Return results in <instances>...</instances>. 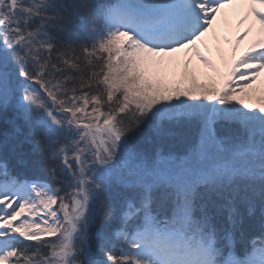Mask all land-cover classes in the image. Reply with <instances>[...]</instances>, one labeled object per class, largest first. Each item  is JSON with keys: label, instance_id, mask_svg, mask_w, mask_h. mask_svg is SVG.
<instances>
[{"label": "snow or ice", "instance_id": "6c2138e0", "mask_svg": "<svg viewBox=\"0 0 264 264\" xmlns=\"http://www.w3.org/2000/svg\"><path fill=\"white\" fill-rule=\"evenodd\" d=\"M237 4L235 45L257 36L222 86L170 80L185 50L216 70L200 45ZM261 72L264 0H0V114L43 174L0 155V264H264V232L235 247L238 205L264 229V96L236 98Z\"/></svg>", "mask_w": 264, "mask_h": 264}, {"label": "rangeland", "instance_id": "374dc122", "mask_svg": "<svg viewBox=\"0 0 264 264\" xmlns=\"http://www.w3.org/2000/svg\"><path fill=\"white\" fill-rule=\"evenodd\" d=\"M224 13H227L229 15V19L231 21L230 24L225 23L222 15H218L217 18V24L215 25V32H216V36L219 38V42L220 44L217 43V40L213 38L212 34H209L210 40L207 41V38L205 40V43L207 44V47H205L203 44L200 45L201 51L204 52L205 55H209L210 58L213 59V61H216L219 63H224V56L221 55L219 56L218 52H217V47L216 45H221L222 47L225 46L224 49H226V54L231 56L233 55V51L232 49L235 48V54L238 53H243L246 51V44H245V40L242 41L239 46L235 45V37L238 34L239 31H242L243 28H237V20L239 19L240 16H237L235 14H233L234 12H232L230 9L227 10H223ZM252 18L249 19V22H252ZM244 28H247V21L245 22V25L243 26ZM220 36L222 38H224V43L220 40ZM246 39V38H245ZM225 40L227 42H225ZM228 50V52H227ZM215 53L217 56H215ZM185 54V61L190 60L191 63L188 65L187 70L195 75L199 80L201 81H207L209 79H212V73H214L213 69H209L204 67L203 65L200 63V66H196V62H197V58L195 57V55L189 51V50H185L184 51ZM213 55V56H212ZM212 56V57H211ZM181 59L184 60V57L182 56ZM184 63L185 62H181L178 60V58H174V63L172 65V71L173 74L169 77L170 80L172 79H176L178 78L180 75H183L182 70L184 68ZM211 70L212 73H209L208 71ZM243 69H241L242 71ZM239 73H237L238 75ZM262 74L264 75V72H261L260 77H262ZM260 77L258 78V84H263L264 83V77L260 79ZM243 81H239L237 80V84H243ZM252 91V89H251ZM250 91V92H251ZM249 92V95L251 96V98H260L262 96H264V94L260 95V96H255L252 95ZM242 98H247V97H243Z\"/></svg>", "mask_w": 264, "mask_h": 264}, {"label": "bare ground", "instance_id": "6f19581e", "mask_svg": "<svg viewBox=\"0 0 264 264\" xmlns=\"http://www.w3.org/2000/svg\"><path fill=\"white\" fill-rule=\"evenodd\" d=\"M234 7L237 8L239 10V12L245 11V5H243V4H237ZM250 93L252 95H255V96H260V95L264 94V86L254 87V88H252V91Z\"/></svg>", "mask_w": 264, "mask_h": 264}, {"label": "trees", "instance_id": "16d2710c", "mask_svg": "<svg viewBox=\"0 0 264 264\" xmlns=\"http://www.w3.org/2000/svg\"><path fill=\"white\" fill-rule=\"evenodd\" d=\"M96 1L97 0H90V2L92 3V4H96ZM99 1V0H98ZM72 2H74V0L72 1ZM26 133L28 134V130L26 131ZM34 160V159H33ZM243 218H244V220H243V228H245V230H248V229H250V221L246 218V217H244L243 216ZM245 232H248V231H245Z\"/></svg>", "mask_w": 264, "mask_h": 264}]
</instances>
